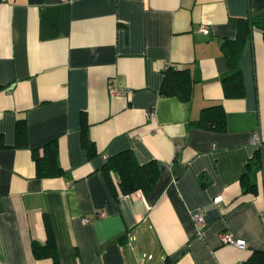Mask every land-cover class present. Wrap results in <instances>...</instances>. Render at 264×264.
<instances>
[{
	"label": "crops",
	"instance_id": "crops-1",
	"mask_svg": "<svg viewBox=\"0 0 264 264\" xmlns=\"http://www.w3.org/2000/svg\"><path fill=\"white\" fill-rule=\"evenodd\" d=\"M262 11L264 0H0V264H53L32 250L49 234L60 264H242L264 251L258 29L240 57L244 95L223 97L220 82L222 42L235 38L237 18ZM168 65L189 68L190 100L161 95ZM109 86L124 92L111 95ZM215 102L224 130L193 123ZM82 113L92 157L81 144ZM53 139L62 173L39 177L32 149ZM258 148L257 190L245 192L240 178ZM124 149L139 163L157 162L148 192H111L101 167ZM222 232L246 246L223 243Z\"/></svg>",
	"mask_w": 264,
	"mask_h": 264
},
{
	"label": "trees",
	"instance_id": "trees-1",
	"mask_svg": "<svg viewBox=\"0 0 264 264\" xmlns=\"http://www.w3.org/2000/svg\"><path fill=\"white\" fill-rule=\"evenodd\" d=\"M253 29H258L264 41V11L258 16L237 18V32L233 39H226L222 42L221 50L225 56L228 71L220 78L223 97H242L245 93L243 72L240 66V57L245 42ZM194 77L186 66L168 65L160 86V93L164 96H176L180 100L191 99L194 88ZM201 128L222 131L226 125L225 110L221 102H215L203 107L199 117L193 121ZM81 144L89 157H92L96 150L94 142L88 134V126L85 115L81 114L80 122ZM17 142L25 138V124L20 121L16 128ZM42 152L38 148L32 149V156L35 161L36 175L39 177L49 175H60L62 168L58 161V148L55 139L43 144ZM261 168L260 149H256L246 164V171L240 178L242 190L255 193L256 173ZM107 179L109 188L115 197L119 193L128 194L136 190L146 193L156 182L159 176V168L156 161L139 163L130 149L121 150L107 158L101 167ZM111 172L118 176L117 180L112 179ZM32 250L35 257H50L53 264H60L54 241L49 234L46 243L32 242ZM242 264H264V251L254 250Z\"/></svg>",
	"mask_w": 264,
	"mask_h": 264
},
{
	"label": "built area",
	"instance_id": "built-area-1",
	"mask_svg": "<svg viewBox=\"0 0 264 264\" xmlns=\"http://www.w3.org/2000/svg\"><path fill=\"white\" fill-rule=\"evenodd\" d=\"M62 1H68V0H62ZM198 31L200 32H203V33H206L207 32V27L205 24H201L199 27H198ZM124 90L123 88H117V87H114V86H109V93L111 95H114V94H118V93H123ZM147 117H152L155 115V110L154 109H150L149 111L146 112L145 114ZM251 141L257 145H261L263 142L259 136V133L258 132H253L252 136H251ZM221 196H216L213 198V202L214 203H218L219 201H221ZM96 215L97 216H100L102 215V211L101 210H98L96 212ZM262 215H264V212H262ZM192 218L195 222H201L202 221V216H201V210L198 209L194 212H192ZM91 218L88 217V216H85L82 220L83 222H87L89 221ZM220 239L223 243H227V244H232L234 246H238V247H245L246 246V242L245 240L241 239V238H235L230 232H222L220 234Z\"/></svg>",
	"mask_w": 264,
	"mask_h": 264
}]
</instances>
